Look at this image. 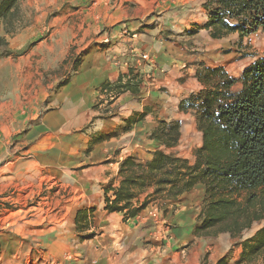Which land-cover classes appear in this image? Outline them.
I'll list each match as a JSON object with an SVG mask.
<instances>
[{
  "label": "crops",
  "instance_id": "1",
  "mask_svg": "<svg viewBox=\"0 0 264 264\" xmlns=\"http://www.w3.org/2000/svg\"><path fill=\"white\" fill-rule=\"evenodd\" d=\"M117 1L108 0L109 11L71 74L14 115V179L31 169L60 189L31 205L36 211L13 232L0 231V264H202L204 257L206 264H237L240 241L264 224L253 222L239 237L196 233L203 219L201 184L176 199L149 188L133 200L135 206L154 201L172 222L169 229L144 208L133 216L106 208V197L115 196L126 156L143 162L162 149L194 163L202 135L195 111L180 103L205 87L203 67H223L235 78L230 89L238 91L251 62L233 74L228 57L264 30L213 37L205 26L206 0ZM24 32L14 34V48L28 39ZM161 121L177 123L174 143L153 134Z\"/></svg>",
  "mask_w": 264,
  "mask_h": 264
},
{
  "label": "trees",
  "instance_id": "2",
  "mask_svg": "<svg viewBox=\"0 0 264 264\" xmlns=\"http://www.w3.org/2000/svg\"><path fill=\"white\" fill-rule=\"evenodd\" d=\"M20 2L0 0L4 34L16 31ZM203 5L209 11L205 26L213 37L235 30L242 35L264 30V0H206ZM231 18L237 22L230 24ZM11 53L6 36L0 35V56ZM200 72L205 87L180 103L181 109L195 111L202 135L194 163L162 149L143 162L126 156L119 163V186L113 199L106 197V208L133 216L151 201L133 205L149 188L156 196L176 199L201 184L203 219L196 233L228 232L235 237L264 219V55L243 69L241 88L235 92L230 89L235 78L223 67H203ZM153 134L174 143L177 123L161 121ZM240 244L237 264H264V226Z\"/></svg>",
  "mask_w": 264,
  "mask_h": 264
},
{
  "label": "rangeland",
  "instance_id": "3",
  "mask_svg": "<svg viewBox=\"0 0 264 264\" xmlns=\"http://www.w3.org/2000/svg\"><path fill=\"white\" fill-rule=\"evenodd\" d=\"M106 4L108 0H21L16 31L4 34L0 28L12 52L0 56V231L13 232L16 223L36 211L31 205L49 190L60 189L56 184L48 187L49 178L31 169L23 168L14 179V115L26 113L32 102L54 91L71 74L97 21L106 17ZM22 31L24 38L29 37L14 48V34ZM63 49L66 55L60 56ZM238 53H231L226 65L233 74L264 55V33L246 38ZM191 136L195 138V132ZM166 222L164 228L169 229L172 222ZM255 224L263 225L264 219Z\"/></svg>",
  "mask_w": 264,
  "mask_h": 264
},
{
  "label": "built area",
  "instance_id": "4",
  "mask_svg": "<svg viewBox=\"0 0 264 264\" xmlns=\"http://www.w3.org/2000/svg\"><path fill=\"white\" fill-rule=\"evenodd\" d=\"M145 57V55H144ZM146 210L147 216L150 218H160L162 223H166L165 217L162 216L160 209L157 207L154 201H149L144 207Z\"/></svg>",
  "mask_w": 264,
  "mask_h": 264
}]
</instances>
